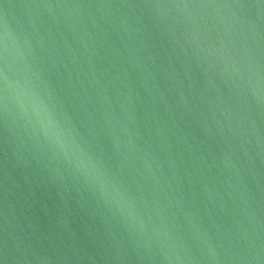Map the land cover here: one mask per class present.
<instances>
[{
  "label": "water",
  "instance_id": "1",
  "mask_svg": "<svg viewBox=\"0 0 264 264\" xmlns=\"http://www.w3.org/2000/svg\"><path fill=\"white\" fill-rule=\"evenodd\" d=\"M0 264H264V0H0Z\"/></svg>",
  "mask_w": 264,
  "mask_h": 264
}]
</instances>
